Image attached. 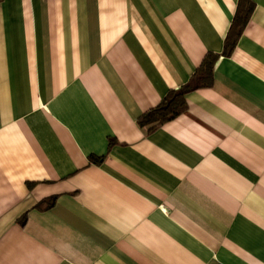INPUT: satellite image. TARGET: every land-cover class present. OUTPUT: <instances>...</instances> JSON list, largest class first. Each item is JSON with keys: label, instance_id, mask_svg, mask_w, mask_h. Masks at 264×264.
<instances>
[{"label": "crops", "instance_id": "1", "mask_svg": "<svg viewBox=\"0 0 264 264\" xmlns=\"http://www.w3.org/2000/svg\"><path fill=\"white\" fill-rule=\"evenodd\" d=\"M0 264H264V0H0Z\"/></svg>", "mask_w": 264, "mask_h": 264}, {"label": "trees", "instance_id": "2", "mask_svg": "<svg viewBox=\"0 0 264 264\" xmlns=\"http://www.w3.org/2000/svg\"><path fill=\"white\" fill-rule=\"evenodd\" d=\"M252 4L249 2L238 6L230 28L224 41L225 50H230L234 46L237 38L240 36L243 28L245 27L248 18L252 11ZM214 64V58L208 56L202 63L198 72H202V80L207 82L212 66ZM197 83L186 84L177 91H172L166 97L163 98L160 104L146 112L139 119L141 125H160L161 123L170 120L180 114L185 108V95L188 91L195 88Z\"/></svg>", "mask_w": 264, "mask_h": 264}]
</instances>
